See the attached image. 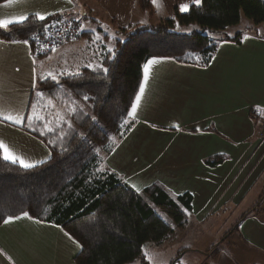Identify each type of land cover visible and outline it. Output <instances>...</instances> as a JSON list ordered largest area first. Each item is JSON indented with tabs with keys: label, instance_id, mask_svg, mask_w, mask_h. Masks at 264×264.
I'll return each instance as SVG.
<instances>
[{
	"label": "crops",
	"instance_id": "obj_1",
	"mask_svg": "<svg viewBox=\"0 0 264 264\" xmlns=\"http://www.w3.org/2000/svg\"><path fill=\"white\" fill-rule=\"evenodd\" d=\"M135 2L19 0L11 7H0V18H36L35 13H41L46 20L52 16L85 20L83 26L80 21L82 38L59 47L45 59L33 57L28 42L0 37V104L22 108L26 122L38 78L51 72V63L56 71L66 64L58 55L70 51L87 54L90 38L98 29L105 41L115 42L120 29L172 19L175 11L184 13L181 5L188 4V9L195 5L192 0H158V6L153 4L154 15L149 16ZM12 25L16 24L8 28ZM243 29L241 42L226 40L235 32L215 39L216 52L206 66L158 59L159 63L151 66L130 134L106 159L110 170L136 191L158 183L175 196L187 192L193 198L192 214L198 220L204 223L217 217L220 221L210 222L238 223L237 231L231 233L238 242L228 245L232 252L222 253L229 256L222 264H247L251 262L249 256L259 259L252 264H264V137L260 138L259 126L249 116L251 109L264 114V26L247 24ZM37 66L42 67L40 74L36 73ZM0 140L30 162L39 164L48 158L44 145L27 134L24 125L0 122ZM217 156L224 158L220 165H204ZM232 194L235 200L230 199ZM227 207L237 212L225 216L220 210ZM24 221L28 227L35 222L22 218L0 224V264H24ZM37 227L39 232H30V237L51 238L45 245L50 255L53 253L50 263L73 264L77 244L60 228ZM10 229L20 233H9Z\"/></svg>",
	"mask_w": 264,
	"mask_h": 264
},
{
	"label": "trees",
	"instance_id": "obj_2",
	"mask_svg": "<svg viewBox=\"0 0 264 264\" xmlns=\"http://www.w3.org/2000/svg\"><path fill=\"white\" fill-rule=\"evenodd\" d=\"M136 4L154 15L152 0H136ZM55 17L41 21L30 16L23 24L0 29V37L27 41L31 48L32 38L41 36ZM242 17L254 25L264 24V0H201L184 13L175 11L172 19L120 29L118 41L108 39L109 45L96 48L92 56L74 51L58 55L68 64L56 71L59 83L38 78L37 91L43 97L33 93L27 114L35 102L37 113L51 121L53 131L35 121L36 130L26 126L27 119L24 123V131L44 145L48 158L32 169L0 158V224L9 215L27 211L33 221L60 228L80 245L73 264H132L143 257L145 246L161 245L187 230L190 193L175 196L158 183L136 191L107 168L106 159L135 124L127 113L147 61L171 59L206 66L218 45L214 36L238 25ZM175 26L192 33L175 32ZM241 36L239 32L226 40L241 42ZM64 70L79 74L61 75ZM249 116L263 138L264 114L251 109ZM223 161L217 156L204 165L215 168ZM230 228L236 232L238 223Z\"/></svg>",
	"mask_w": 264,
	"mask_h": 264
},
{
	"label": "rangeland",
	"instance_id": "obj_3",
	"mask_svg": "<svg viewBox=\"0 0 264 264\" xmlns=\"http://www.w3.org/2000/svg\"><path fill=\"white\" fill-rule=\"evenodd\" d=\"M135 5L138 9H140L137 6L136 2H135ZM80 21L83 22L82 24L83 26L85 24V20H80ZM80 21L78 20V23L81 28ZM247 24H251V26H255L250 20H247L242 17L238 25L228 28L223 33L215 35L214 38L217 39L219 37H225L226 35H231L234 32L235 34L233 36H235L237 32H242L243 27L246 26ZM260 26H264V24H260ZM245 30L246 29H243L242 33H244ZM97 31L98 32L95 35V37L92 38L93 41L90 38L91 49H89V52H88L90 56H92V53L96 51V48L99 49L101 47H104L105 43L108 44L106 42L107 40L105 41V38L102 36L104 33H101L99 29ZM173 31L175 32L186 31V33H192L191 29L181 30L177 26L174 27ZM206 34L210 35L211 33L206 31ZM45 58L46 57L43 56L42 59H45ZM60 59H63V58H60ZM49 68H51V72L50 71L48 72L52 73L53 75H56L57 72L54 66V62L51 63V65H49ZM41 70H42L41 66L36 67V73L40 74ZM36 91H37V87H36ZM1 127L3 129V125H1ZM107 168L110 169L108 166ZM140 179L144 181H148V178L145 176L144 177L141 176ZM230 199L235 200L236 195L234 194L230 195ZM220 211H222V213L225 212L226 213L225 216H228L230 214L232 215L234 212H237V210H235L234 208H230V207L224 208ZM225 218H222V219H225ZM212 220L220 221V219H218L217 217H214L211 219L208 218L203 223V220H198L196 216H194L191 213L187 217V227H186L187 230H185L184 232H180V233L176 232L172 236V238L168 239L161 245L150 244V245L145 246L143 249V257L137 259L132 264H142V263H145V264H222L223 260L225 259L229 260L228 253L225 255H222V253L224 251L232 252L231 250H229L228 245L230 243L234 244L235 242H238V241L235 236H231L232 232H230L231 228L229 224L223 223L222 225H214L213 222H210ZM24 223L26 225L28 222L24 221ZM38 225H40V223L31 222L29 224L30 227H28L27 225L24 227V264H51L50 260H52L51 255L53 253H51L50 255V250L45 248L46 243L51 241V238L49 239L48 237H43V238H35V239L32 238L31 239L30 237V232L31 233L39 232L38 227H37ZM10 230L8 231L9 233H13V234L20 233L16 229L15 230L10 229ZM243 251H245V249H243ZM214 256L216 258L212 259ZM249 258L251 259V262L253 260L259 261V259L253 256H249ZM242 261L247 262V260H245L244 258ZM251 262H248L247 264H252L253 262L252 263ZM52 263L55 264L54 261Z\"/></svg>",
	"mask_w": 264,
	"mask_h": 264
},
{
	"label": "snow or ice",
	"instance_id": "obj_4",
	"mask_svg": "<svg viewBox=\"0 0 264 264\" xmlns=\"http://www.w3.org/2000/svg\"><path fill=\"white\" fill-rule=\"evenodd\" d=\"M19 0H4V3L2 5H0V7H4V8H8L11 7L14 3H18ZM153 4L155 6H158V0H152ZM193 3H195L196 5H200L201 0H192ZM181 12H186L188 10V4H183L180 7ZM48 15H52L51 13ZM35 17L38 20L41 21H46V15L41 14V13H35ZM28 18L26 16H18L15 18H0V29H7L8 26L10 24H23ZM0 43H3L2 41H0ZM23 43L27 44V41H23ZM53 51H55V49L53 48ZM109 52L112 51L111 48L108 49ZM159 63V60L157 58H152L149 59L147 61V63L143 66L144 67V79L143 82L140 83L139 86V91L137 92L134 101L131 104V109L128 111L127 115L128 118L131 119H135L137 116V109L138 106L141 102L142 96L144 94L145 91V83L148 81L149 79V73H150V69L151 66ZM89 67H92L91 65H89ZM96 67H102V65H97ZM93 70H95V68H93ZM103 71L105 73H107V69H103ZM33 72H35V69H33ZM61 75H78L79 73H69L67 72V70H64L63 72L60 73ZM48 78H51L53 81H55L57 84L59 83L57 76L53 75L52 73H48L47 76H41L40 79L41 80H47ZM35 78L33 81V87H35ZM37 97H43V93L37 91L36 93ZM85 99H88V97H84ZM37 104H33L32 105V111L31 114L27 115L26 119H27V127L29 128H33V123L38 122V123H42L43 124V129L48 131V132H52L53 129L50 126L51 121L50 120H46L45 117L43 115H39L37 113ZM74 111V109H73ZM62 119V118H60ZM95 119V118H93ZM9 122L10 124L13 125H24L25 122V113L23 111L22 108H16V107H12L9 105H5V104H0V122ZM33 130H36L35 128H33ZM41 130L40 134L44 135L45 131ZM0 158H2L5 161H10L12 163H19V165L24 168V169H32L34 167H36V163L30 162L28 160H26L24 157H22L21 155L17 154L14 150L11 149V147L9 145H7L5 143V141L0 140ZM39 163V162H37ZM22 218H27L29 220H32L33 217L30 216V214L25 211L22 212L19 216H12L9 215L7 216L4 220L3 223L4 224H8L10 222L16 221V220H20ZM37 223H39L40 221L37 220L35 221ZM66 236H68V238L71 240L72 237L68 234L65 233ZM73 243H77L76 241H73ZM77 247L79 248L80 245L77 243Z\"/></svg>",
	"mask_w": 264,
	"mask_h": 264
},
{
	"label": "built area",
	"instance_id": "obj_5",
	"mask_svg": "<svg viewBox=\"0 0 264 264\" xmlns=\"http://www.w3.org/2000/svg\"><path fill=\"white\" fill-rule=\"evenodd\" d=\"M79 34L78 27L72 22L52 21L47 24L41 37L33 39L32 50L36 54H47L60 45L74 40Z\"/></svg>",
	"mask_w": 264,
	"mask_h": 264
},
{
	"label": "bare ground",
	"instance_id": "obj_6",
	"mask_svg": "<svg viewBox=\"0 0 264 264\" xmlns=\"http://www.w3.org/2000/svg\"><path fill=\"white\" fill-rule=\"evenodd\" d=\"M52 21H59V22H65V23L72 22V23H74V24L78 27V30H79V34H78V36H77L76 39L71 40V41H68V42H66V43H64V44H62V45H60L59 47L65 45V44H67V43H70V42H75V41H77V40L80 39L82 33H81L80 25H79V23H78L77 21H75V20H73V19H69V18H66V19L55 18V19L50 20L47 24H49V23L52 22ZM47 24H46V25H47ZM46 25H45V26H46ZM44 28H45V27H44ZM42 33H43V32H42ZM39 37H41V36H39ZM34 38H36V37H33V38H32V46H31V48H30L31 53L34 54L35 57H37V56H45V54H36V53L32 50V47H33V45H34V43H33V42H34V41H33ZM59 47H57V48H59ZM52 51H53V50H52Z\"/></svg>",
	"mask_w": 264,
	"mask_h": 264
}]
</instances>
